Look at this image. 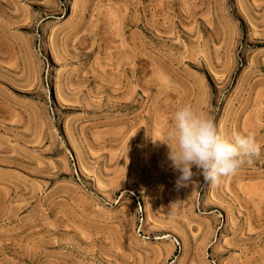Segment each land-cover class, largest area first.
Returning a JSON list of instances; mask_svg holds the SVG:
<instances>
[{
  "label": "rangeland",
  "instance_id": "1",
  "mask_svg": "<svg viewBox=\"0 0 264 264\" xmlns=\"http://www.w3.org/2000/svg\"><path fill=\"white\" fill-rule=\"evenodd\" d=\"M185 104L259 157L177 187ZM0 264H264V0H0Z\"/></svg>",
  "mask_w": 264,
  "mask_h": 264
},
{
  "label": "clouds",
  "instance_id": "2",
  "mask_svg": "<svg viewBox=\"0 0 264 264\" xmlns=\"http://www.w3.org/2000/svg\"><path fill=\"white\" fill-rule=\"evenodd\" d=\"M163 143L168 146V160L178 173L177 187L193 182L197 174L193 168L203 182L217 184L242 166L251 165L261 153V145L252 132L221 135L212 118L188 104L174 111Z\"/></svg>",
  "mask_w": 264,
  "mask_h": 264
},
{
  "label": "bare ground",
  "instance_id": "3",
  "mask_svg": "<svg viewBox=\"0 0 264 264\" xmlns=\"http://www.w3.org/2000/svg\"><path fill=\"white\" fill-rule=\"evenodd\" d=\"M51 11V10H50Z\"/></svg>",
  "mask_w": 264,
  "mask_h": 264
}]
</instances>
